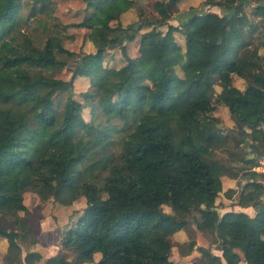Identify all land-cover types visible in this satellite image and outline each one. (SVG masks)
Returning a JSON list of instances; mask_svg holds the SVG:
<instances>
[{"label": "trees", "instance_id": "16d2710c", "mask_svg": "<svg viewBox=\"0 0 264 264\" xmlns=\"http://www.w3.org/2000/svg\"><path fill=\"white\" fill-rule=\"evenodd\" d=\"M81 1L93 52L68 49L66 27L57 22L51 28L37 17L39 12L50 17L55 1L0 0V237L8 241L6 254L22 252L20 213L28 211L25 193L33 192L62 204L87 201L77 225L65 231L61 249L45 264H175L172 250L161 253L152 244L172 249L171 237L181 231H189V241L180 253H200L192 264H264V184L259 182L264 172L233 168L214 157L215 144L225 141L219 119L209 113L213 99L204 97L217 81L222 88L217 100L228 106L239 133L248 136L236 144L247 154L238 156L230 148L231 154L247 163L252 147L264 156V104L258 106L233 83L237 75L249 84L247 93L255 84L264 89V65L254 45L257 38L264 40L262 30L254 36L258 26L264 29V0H206L223 14L190 10L179 25L170 20L181 0L159 2L157 15L138 14L126 23L136 0ZM250 6L257 23L246 10ZM36 17L39 24L29 26ZM147 25L153 29L142 35L140 56H129L126 43ZM229 28L236 40L229 38ZM178 31L183 44L176 40ZM115 48L127 63L104 66L107 51ZM177 54L183 57V75ZM65 68L72 72L69 80L57 77ZM79 76L91 79L80 99L73 91ZM192 90L203 99H192ZM235 93L239 101L229 102ZM242 171L249 179L242 194H252L256 213L221 214V176ZM192 206L202 209V219L187 217ZM199 232L211 238L208 247L198 245Z\"/></svg>", "mask_w": 264, "mask_h": 264}, {"label": "rangeland", "instance_id": "374dc122", "mask_svg": "<svg viewBox=\"0 0 264 264\" xmlns=\"http://www.w3.org/2000/svg\"><path fill=\"white\" fill-rule=\"evenodd\" d=\"M56 2L55 7L53 8L52 15L47 17V14L39 12L38 16L39 19L44 20L48 23V26L53 28L55 23H60L62 27H66L65 34H64V44L65 46L74 51V52H93L95 50V46L92 42H90L87 38V34L91 30L90 24L85 21V16L87 15L86 10V3L81 0H53ZM136 6L128 11L124 16V22L134 21L137 18L138 14H142L145 16L148 15H157L158 12L156 11V6L159 2H167L168 0H136ZM206 0H181L178 2V12H175L170 23L173 25H179L180 20H184L187 16L188 11H193L195 9H199L203 12H217L223 14V11L219 6L216 5H206L204 4ZM215 1H222L226 3L234 4L237 0H215ZM31 7V6H30ZM29 6L25 7L24 15L30 13L31 8ZM246 10L252 16L253 22L257 23L259 18H255L252 15L254 11L253 6L247 7ZM30 18L28 25L31 27H35L39 24V20ZM37 19V20H36ZM153 29V25L144 26L139 33L137 34L136 38L131 42L126 43V49L131 57H138L140 56L139 46L141 42L142 35L151 31ZM163 31L168 29V26H162L160 28ZM264 31L262 26H258V29L254 32V36L257 38V35L260 34V31ZM227 34L229 38L236 40L237 34L229 28L227 30ZM176 40L179 44H183L184 36L180 34V32H175ZM258 39V38H257ZM256 39L255 44L258 46L259 55L261 57L262 64L264 65V40L258 41ZM176 64L178 66L179 74L183 75L182 69V62L183 57L182 55L177 54ZM127 63V59L123 53V51L119 48L108 50L106 56L103 60V65L106 67H114L119 68L122 65ZM72 72L65 68L61 72L58 73L59 78L69 80L71 78ZM234 85L245 92L247 98L252 99L258 106L264 104V89L261 88L258 84H255L247 93L249 84L246 80L234 75L233 80ZM91 86V79L89 77L79 76L74 81V93L76 98H81L80 94ZM222 91V88L217 85V81H214L213 84L207 89L206 94L204 97L209 99H213L215 107L209 111V113L213 116H216L220 123L218 124L222 136L224 138V143H217L215 144V152L214 157L219 159L220 161L224 162L225 164L229 162L232 163L233 168H240L246 167L248 165L245 162L240 161V157L236 158L234 154H231L230 148L233 151L238 153V156H244L246 152L245 146L239 145L236 146L238 142H240V138H247L248 136L242 135L236 129L235 121L231 116L229 108L226 104L221 101L217 100V94ZM190 97L194 100H201L203 97H199L198 93L195 90H192L189 93ZM229 102H238L239 96L238 94H233L230 98L228 97ZM84 117L86 119H90V108H86L84 110ZM248 150V149H247ZM253 151V150H252ZM250 150V154L254 153ZM260 156V154H259ZM264 158H261L260 165L264 167ZM254 166V163L252 164ZM250 167V166H249ZM262 169H259L261 171ZM243 172H241L240 176H237L235 179L238 181L239 185H243L244 177H242ZM264 183V180L261 179ZM243 190L242 187L237 189L234 192L233 196H228L227 193H224L226 196V202L224 201V196L220 193L217 203L219 204V212L223 214L225 211L231 212L230 208L229 211L225 209V203L229 206L233 203L236 198H239L241 202L247 201L250 198V194H244L243 198H240L239 192ZM230 197V198H229ZM232 197V198H231ZM238 200V201H240ZM26 206L28 207L27 212H21L22 219L25 223V229L21 230L20 233H23L19 239V243L22 248V252L19 256H9L7 255V247L8 241L4 237H0V264H45L46 259L50 257H54L57 255L58 251L61 249L63 244V235L65 231H67L71 227H75L77 225L78 217L84 212L85 208L87 207V201L85 197H80L72 202V204H62L58 200L54 198H49L47 200H42L37 194L33 192H26L25 193V200ZM115 201H113L114 203ZM230 203V204H229ZM233 205V204H232ZM164 209L168 212H172L170 206L165 205ZM226 212V213H227ZM187 217L197 216L198 218H203V211L198 206H192L190 209L186 210ZM152 223V220L148 223V226ZM189 231H181L173 234L171 237L173 247L169 249L165 245L154 242L152 247L161 253H168L171 251V259L175 264H192V261L195 257L199 256V251L194 249L188 255H183L180 252L186 251L188 246L184 243L189 241L188 234ZM196 240L198 245H204L208 247L211 242L210 237L202 236L199 232L198 235L196 234ZM211 245H213L211 243ZM213 252L219 253L214 246H212ZM37 254L41 255L39 259ZM68 259H73V254L68 252ZM96 260H98L101 255L96 254ZM84 264H92V263H84Z\"/></svg>", "mask_w": 264, "mask_h": 264}, {"label": "crops", "instance_id": "0c3cea01", "mask_svg": "<svg viewBox=\"0 0 264 264\" xmlns=\"http://www.w3.org/2000/svg\"><path fill=\"white\" fill-rule=\"evenodd\" d=\"M247 149H248L247 158L250 160L249 162H247V164H248L247 166H250L249 171L264 172V167H262L260 165L261 158H264V156H262L257 150H253L252 147H247ZM250 150L251 151L253 150L252 152H254V153L250 154L249 153ZM259 154H260V156H259ZM253 163H254V166H252ZM262 163H264V161H262ZM259 169H262V170L259 171ZM249 171H248V173H249ZM235 178L236 177H232V176H229L227 174L221 176V181H222V186H223L221 193L224 196L225 202H226V199H225L226 196L224 195V193H227L228 196L234 195V193H230V194L228 193V191L230 189H234L235 191L237 189H239L240 187H242L244 190L247 189V188H244L245 187L244 185H246L249 182V179L248 180L244 179V181H246V182L242 183L243 185H239L238 181L236 180L237 178L236 179ZM259 182L261 184H264L261 179L259 180ZM242 191L243 190H241L239 192L240 198L244 197V194H242ZM246 194H248V193H246ZM249 194H250V198L247 201L241 202V200L239 198H236L232 203L233 205L231 204V206H229L227 203H225L224 208L227 209L228 211L230 208H232V209H230L231 211H243V212H246V213L250 214L251 216H253L256 213V210L249 202L252 200V197H253L251 193H249ZM233 198H234V196H233ZM238 200H240V201H238ZM247 202H249V203H247ZM226 212L227 211H225L224 213H226ZM202 236L204 237V235H202ZM239 264H247V263L244 260H242Z\"/></svg>", "mask_w": 264, "mask_h": 264}]
</instances>
